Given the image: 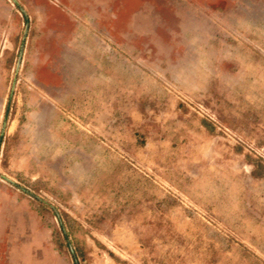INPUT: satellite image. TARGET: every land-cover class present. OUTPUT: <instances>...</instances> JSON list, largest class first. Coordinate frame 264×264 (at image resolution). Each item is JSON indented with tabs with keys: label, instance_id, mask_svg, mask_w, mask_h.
<instances>
[{
	"label": "rangeland",
	"instance_id": "obj_1",
	"mask_svg": "<svg viewBox=\"0 0 264 264\" xmlns=\"http://www.w3.org/2000/svg\"><path fill=\"white\" fill-rule=\"evenodd\" d=\"M0 264H264V0H0Z\"/></svg>",
	"mask_w": 264,
	"mask_h": 264
}]
</instances>
